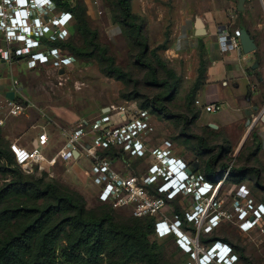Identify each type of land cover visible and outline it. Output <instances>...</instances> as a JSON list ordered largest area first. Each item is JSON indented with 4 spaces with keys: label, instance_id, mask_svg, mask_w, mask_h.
Listing matches in <instances>:
<instances>
[{
    "label": "rangeland",
    "instance_id": "rangeland-1",
    "mask_svg": "<svg viewBox=\"0 0 264 264\" xmlns=\"http://www.w3.org/2000/svg\"><path fill=\"white\" fill-rule=\"evenodd\" d=\"M51 1L53 2V12L69 11L72 8L91 29L98 31L99 41L107 47L109 54L115 56L116 63L121 65L124 70L129 71L130 74L120 77L111 73L107 68V61L101 59L98 54L88 58L77 57L73 53L72 64L64 67L63 72L58 65L53 63L49 66L39 65L32 70H21L18 73V79L15 80L18 81V85L25 88L20 93L18 101L28 105L23 113L12 116L9 114L6 94H0V119H4V122L0 124V143L5 147H8V144L11 146L15 136H21L22 140L29 143L41 126L48 127L54 132L59 129L71 130L81 122V118L90 120L100 115L104 108L119 106L127 101L131 111L142 112L151 119L154 132L148 136L150 146L174 139L181 148L191 149L189 153L187 152L191 163L198 159V165L204 167L210 152L203 153L198 147L194 149L193 143L185 141L187 137L182 135L183 119L177 116V113L185 112L187 109L186 93L192 82L190 71L195 69V60L182 58L179 63L175 59H168L182 77L181 87L178 86L179 92L169 103L174 112L163 114L153 111L149 104H142L147 98L145 95L150 98L155 93L162 91L163 87L154 86L147 81V68L135 62L134 53L140 46L135 44L129 28L121 23V9L118 0H68L71 3L70 9L55 4V0ZM253 3L252 11L240 12L237 9L238 0H132L133 12L139 15L144 23V39L150 43L151 48L163 45L159 52L165 58L167 45H173L175 37L185 29V21L191 12L199 14L205 9L213 8V11L224 9L228 17L226 25L229 30L234 31L242 26H248L257 32L259 25L264 23V0H253ZM75 22L76 16L72 13L71 32L68 37L72 42L82 44L83 37L77 32ZM43 39L45 43L48 36ZM5 45L6 42L0 39V46L5 47ZM16 63L17 59H13L7 64L5 71L8 78H10L12 68L15 69ZM201 65L205 66L204 63ZM163 75L161 72L160 76ZM191 131L195 132V128H187L186 133L190 135ZM192 141H196V139ZM230 148L231 146L217 162L218 169L221 162H227L233 167L238 164L237 155L235 152H230ZM46 149L49 147L45 146L44 150ZM223 150L221 149L222 153ZM216 152L217 149L213 150V153ZM118 153L123 159L131 161L134 171L139 175L146 172L148 164L145 158ZM52 157L53 155L48 158ZM87 162L89 160L86 158L74 162L64 159L52 168L36 169L31 177H42L45 181L53 182L60 191L70 192L76 198L84 200L87 208L99 210L104 207L98 199L99 174L93 165L91 166ZM77 165L87 170L85 176H79L75 171ZM15 166L16 164H13L10 167L13 169ZM89 170H92V173ZM81 172H83L82 169ZM13 174L12 170L0 169V211L5 207L20 204L27 197L18 191L3 190L4 185L13 179ZM199 174H203V172ZM215 174V172L211 173L213 179L216 178ZM230 175L229 172V177L222 179L219 183L213 194L212 205H210V210L220 216V222L208 232L206 231L210 228L207 226L208 216L207 221L203 220L202 225L200 219H197L195 222L188 221L186 224L181 221L179 226L190 236L196 235L198 228H201L199 241L202 244L203 241L211 239L212 242L207 244L208 248L217 240L223 241V238H228L229 242H225L233 248V252L239 256L242 251L248 258H239L234 264H264V217L257 221L253 228L244 231L240 226L244 217H242L239 208L245 206L247 200H252L253 203L264 200V191L259 186L260 184L257 186L255 182L251 181H246V184L237 182ZM262 185L264 186V181ZM191 200L190 197H177L166 205L164 213L172 218L177 213V208H180L186 216L187 211L191 212L195 209L194 204L190 203ZM202 205L206 207L207 201ZM118 208L121 209L113 211L118 220L131 215L129 208ZM5 217L1 216L0 233L11 228V223L16 221L14 218L6 219ZM160 238L163 255L169 264H203V258L199 259L200 251L192 253L182 249L178 246L174 235ZM63 244L64 240L60 239L57 250L60 254H62L60 249ZM212 251L209 250L205 254L213 255ZM59 259L62 261L63 257L60 256ZM130 264L142 263L133 262Z\"/></svg>",
    "mask_w": 264,
    "mask_h": 264
},
{
    "label": "built area",
    "instance_id": "built-area-1",
    "mask_svg": "<svg viewBox=\"0 0 264 264\" xmlns=\"http://www.w3.org/2000/svg\"><path fill=\"white\" fill-rule=\"evenodd\" d=\"M52 6L51 0H0V39L6 42L5 47L0 46V59L12 61L16 57H23L29 67H36L56 57L61 70L72 64L71 56L56 54L43 41L47 36L50 40L65 38L71 32L72 12H53ZM240 34V29L231 31L228 27H222L219 32L221 51L239 48ZM17 85L18 81L14 80V89ZM7 101L12 116L23 113L28 105L16 99L7 98ZM196 102L201 103L199 99ZM221 106L220 103H209L204 105V109L218 111ZM129 107L126 101L119 106L109 107L90 120L82 119L74 129H63L66 141L52 158H48L42 150L50 140L46 131L39 134L36 145L30 149L12 143L16 160L25 172L34 173L36 169L52 168L60 159H73L77 151L83 152L91 158L93 167L98 171V198L101 201L115 207L129 208L135 216H155L157 237L174 235L182 249L192 253L200 251L199 259L209 250H213V255L221 251L223 257L229 250L227 242L217 240L208 248L207 244L199 241L201 228H198L196 235L190 236L179 224L184 219L189 222L200 219L202 225L208 216V232L220 222V216L210 210V205L214 192L222 179L229 176L232 165L226 171L218 172L215 181L197 174L187 159L176 153L171 141L150 146L148 136L154 132L151 119L147 114L131 111ZM3 122L4 119H0V124ZM117 150L145 158L148 164L146 172L143 175L135 172L131 161L123 159ZM188 168L192 171L189 172ZM177 197L192 198L190 203L195 207L193 211L186 212L184 219L178 213L172 218L164 213L166 205ZM206 201L204 207L202 204ZM253 202L247 200L245 206L239 207L244 217L240 226L244 231L253 228L264 217V202ZM177 227L181 232L175 234L173 231Z\"/></svg>",
    "mask_w": 264,
    "mask_h": 264
},
{
    "label": "trees",
    "instance_id": "trees-1",
    "mask_svg": "<svg viewBox=\"0 0 264 264\" xmlns=\"http://www.w3.org/2000/svg\"><path fill=\"white\" fill-rule=\"evenodd\" d=\"M55 2L66 9L71 8L68 0ZM118 4L121 9V23L129 28L135 44L140 46L134 53L135 62L147 68V81L154 86L163 87L162 91L150 98L145 95L147 98L142 104H149L153 111L171 114L174 111L169 103L178 94L182 77L159 52L163 45L151 48L150 43L144 39V23L142 18L133 12L132 0H118ZM69 11L76 16L75 27L82 35L83 43L76 44L69 37L59 40L45 39V43L66 49L77 57L89 58L98 54L101 59L107 61V68L111 73L120 77L128 76L130 72L118 65L115 56L109 54L107 47L99 41L98 31L91 29L86 21H82L74 9ZM161 72L163 76H160ZM196 85L186 95V111L177 113V116L183 119L182 135L187 137L185 141L191 143L196 139L192 145L194 149L198 147L203 153L210 152L204 167L198 165L197 159L192 162V167L190 165L191 169L196 173L203 172L205 178L215 181L211 173L224 172L230 166L227 162H221L218 169L216 165L229 147H221L224 149L223 153L221 149L213 153L218 144L210 142L205 135L191 132L190 136L186 133L187 128L194 127L199 115V110L195 107ZM170 141L175 147H180L174 139ZM190 150L187 147L183 149L188 162H191L188 158ZM13 164L16 166L11 169ZM0 169L14 171L13 179L4 185L3 190L18 191L27 196L20 204L5 207L0 211V220L1 216L16 220L11 223V228L0 233V264H169L163 255L160 237L155 234V216H135L130 212V216L118 220L113 211L121 208L99 198L104 207L99 210L89 209L84 200L76 198L70 192L60 191L55 183L45 181L42 177H31L33 173L23 170L10 144L5 147L0 143ZM254 171L255 167L251 165H236L231 167L230 177L242 182ZM176 212L184 219L182 209L177 208ZM184 222L188 223L186 219ZM60 239L64 240L60 249L62 254L57 251ZM223 241L229 242V239L223 238ZM211 242L210 239L202 243ZM60 256L63 257L62 261ZM239 258L248 259L242 251Z\"/></svg>",
    "mask_w": 264,
    "mask_h": 264
},
{
    "label": "crops",
    "instance_id": "crops-1",
    "mask_svg": "<svg viewBox=\"0 0 264 264\" xmlns=\"http://www.w3.org/2000/svg\"><path fill=\"white\" fill-rule=\"evenodd\" d=\"M238 5L239 0L237 9L240 12L252 11L254 7L253 0H245L243 10H240ZM212 9H205L199 14L191 12L185 21V29L175 37L173 45H167L165 56L179 63L182 58L195 60V69L190 71L192 82L187 91L188 93L197 84L195 100L199 99L201 103L197 104L195 101V107L199 110L194 125L195 132L205 135L210 142L218 144L217 151L221 147L231 146L229 151L237 155L238 166L251 165L256 170L242 182H255L257 186L260 184L259 186L264 191L262 185L264 181V23L259 25L257 32L248 26L240 27V29L246 28L254 38L257 45L254 50L246 52L241 45L239 48L221 51L219 32L222 27H227L228 17L224 9L214 11ZM198 17H201L205 23L207 33L204 35L196 33ZM46 46L54 50L56 54L72 56L66 49L47 44ZM15 59L17 63L15 69L12 68L10 78L5 70L11 61L0 59V94L15 90L16 100H19L20 93L25 88L19 84L14 89V80L18 79V73L21 70H32L39 65L49 66L52 63L58 65L56 57L36 67H29L23 57ZM209 103H220L221 109L218 111L205 110L204 105ZM43 131L48 132L50 140L47 145L49 149L44 150L43 148L42 150L47 157L54 156L66 141L63 129L54 132L48 127L41 126L29 143L22 140L21 136H15L13 142L30 149L36 145L37 138ZM183 149L181 146L175 147L176 153L185 158L187 155L183 154ZM84 158L89 160L90 163L87 162L89 165H93L91 158L78 151L75 152L73 159L66 161L74 162ZM62 161L64 159H60L57 165ZM189 165L192 167L191 162ZM75 169L79 176H85L87 173V170L80 165H77ZM89 171L92 173V170Z\"/></svg>",
    "mask_w": 264,
    "mask_h": 264
},
{
    "label": "water",
    "instance_id": "water-1",
    "mask_svg": "<svg viewBox=\"0 0 264 264\" xmlns=\"http://www.w3.org/2000/svg\"><path fill=\"white\" fill-rule=\"evenodd\" d=\"M244 2L245 0H239V5L238 8L240 10L244 9ZM196 33L197 35H204L207 33V30L205 28V23L201 17H198L196 20ZM241 34H240V42L241 45L246 52H250L256 48V43L254 38L251 36L250 32L246 28H241L240 29ZM7 97L11 100H14L16 98V91L11 90L7 92ZM109 107L104 108L103 111L107 110ZM188 171L191 172L192 170L188 168Z\"/></svg>",
    "mask_w": 264,
    "mask_h": 264
},
{
    "label": "clouds",
    "instance_id": "clouds-1",
    "mask_svg": "<svg viewBox=\"0 0 264 264\" xmlns=\"http://www.w3.org/2000/svg\"><path fill=\"white\" fill-rule=\"evenodd\" d=\"M181 232V230L177 227L175 231H173L175 234H178V232ZM219 254L211 255L210 253H206L202 255V258L205 262V264H234L235 261L238 260V256L235 252H233V249L231 246H229V250L227 253L223 256L226 258L225 260L222 257L221 251H218ZM224 260V261H223ZM223 261V263H221Z\"/></svg>",
    "mask_w": 264,
    "mask_h": 264
},
{
    "label": "bare ground",
    "instance_id": "bare-ground-1",
    "mask_svg": "<svg viewBox=\"0 0 264 264\" xmlns=\"http://www.w3.org/2000/svg\"><path fill=\"white\" fill-rule=\"evenodd\" d=\"M210 222V221H209Z\"/></svg>",
    "mask_w": 264,
    "mask_h": 264
},
{
    "label": "flooded vegetation",
    "instance_id": "flooded-vegetation-1",
    "mask_svg": "<svg viewBox=\"0 0 264 264\" xmlns=\"http://www.w3.org/2000/svg\"><path fill=\"white\" fill-rule=\"evenodd\" d=\"M73 13V12H72Z\"/></svg>",
    "mask_w": 264,
    "mask_h": 264
}]
</instances>
